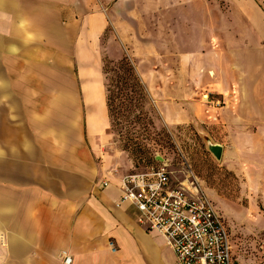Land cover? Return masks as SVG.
<instances>
[{"label": "crops", "instance_id": "1", "mask_svg": "<svg viewBox=\"0 0 264 264\" xmlns=\"http://www.w3.org/2000/svg\"><path fill=\"white\" fill-rule=\"evenodd\" d=\"M99 2L0 0L4 264H65L63 251L72 264L176 262L164 236L148 232L130 205L116 206L125 174L97 159L110 129L99 49L108 18ZM200 70L188 68L175 91L155 86V93L137 70L168 125L203 120L204 92L230 93L229 78L203 84Z\"/></svg>", "mask_w": 264, "mask_h": 264}, {"label": "rangeland", "instance_id": "2", "mask_svg": "<svg viewBox=\"0 0 264 264\" xmlns=\"http://www.w3.org/2000/svg\"><path fill=\"white\" fill-rule=\"evenodd\" d=\"M101 1L108 18L99 41L102 80L105 61L123 57L153 81L154 93L175 91L170 86L191 67L201 69L203 84L207 76L215 87L230 80L226 96L203 93V120L195 123L168 125L152 97L156 127L142 150L128 143L135 129L110 124L97 142L101 166L127 174L159 166L150 157H162L175 182L193 179L226 219L235 264H264V0ZM211 143L223 146L221 159Z\"/></svg>", "mask_w": 264, "mask_h": 264}, {"label": "built area", "instance_id": "3", "mask_svg": "<svg viewBox=\"0 0 264 264\" xmlns=\"http://www.w3.org/2000/svg\"><path fill=\"white\" fill-rule=\"evenodd\" d=\"M174 179L167 161L127 173L121 178V196L116 206L130 205L136 220L148 232L164 236L175 252V264H234L226 219L193 179L178 183ZM108 185L109 180L101 183L102 187ZM5 247L0 231V264H4ZM110 247L116 250L113 241ZM61 254L65 264H72L70 254Z\"/></svg>", "mask_w": 264, "mask_h": 264}, {"label": "trees", "instance_id": "4", "mask_svg": "<svg viewBox=\"0 0 264 264\" xmlns=\"http://www.w3.org/2000/svg\"><path fill=\"white\" fill-rule=\"evenodd\" d=\"M103 71L112 129L117 128V125L123 126L129 128L130 134L135 129L133 133L136 135L129 137L128 143L135 144L140 150L148 147L150 137L147 134L151 126L156 127L153 110L147 107H152V97L135 64L128 57H123L115 62L105 61ZM137 125H140V129H136ZM150 158L159 161L156 154ZM162 163L157 162L159 165Z\"/></svg>", "mask_w": 264, "mask_h": 264}, {"label": "water", "instance_id": "5", "mask_svg": "<svg viewBox=\"0 0 264 264\" xmlns=\"http://www.w3.org/2000/svg\"><path fill=\"white\" fill-rule=\"evenodd\" d=\"M209 150L211 153L214 154V156H216L218 159H221L222 158V154H223V146L220 145V144H216V143H211L209 145ZM157 159L164 162V159L162 157H158L157 156Z\"/></svg>", "mask_w": 264, "mask_h": 264}]
</instances>
